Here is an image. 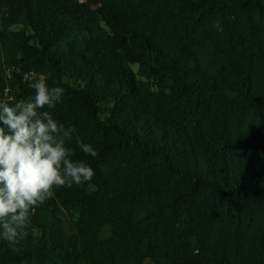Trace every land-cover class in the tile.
<instances>
[{"label": "trees", "instance_id": "16d2710c", "mask_svg": "<svg viewBox=\"0 0 264 264\" xmlns=\"http://www.w3.org/2000/svg\"><path fill=\"white\" fill-rule=\"evenodd\" d=\"M41 74L94 176L0 264H264V0H0V100Z\"/></svg>", "mask_w": 264, "mask_h": 264}, {"label": "clouds", "instance_id": "9594fccd", "mask_svg": "<svg viewBox=\"0 0 264 264\" xmlns=\"http://www.w3.org/2000/svg\"><path fill=\"white\" fill-rule=\"evenodd\" d=\"M48 77L33 78L32 96L14 103L0 100V236L13 250L27 235L32 211L55 195L54 189L91 181L93 168L74 159L70 142L87 155L97 150L76 128L54 118L65 88ZM47 109V110H46Z\"/></svg>", "mask_w": 264, "mask_h": 264}, {"label": "rangeland", "instance_id": "374dc122", "mask_svg": "<svg viewBox=\"0 0 264 264\" xmlns=\"http://www.w3.org/2000/svg\"><path fill=\"white\" fill-rule=\"evenodd\" d=\"M135 71H137L138 67L137 65H133L132 67ZM64 227L66 229V232L68 233V235L70 236H75L76 231L74 228V223L72 221V218L70 216V214L68 215V217L65 218V222H64ZM144 264H153L150 260L145 261Z\"/></svg>", "mask_w": 264, "mask_h": 264}]
</instances>
